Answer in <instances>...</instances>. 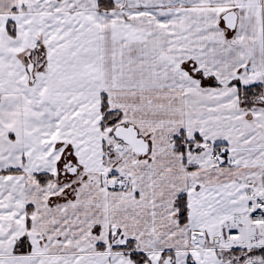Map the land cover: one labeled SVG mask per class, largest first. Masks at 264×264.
<instances>
[{"label": "snow or ice", "instance_id": "obj_1", "mask_svg": "<svg viewBox=\"0 0 264 264\" xmlns=\"http://www.w3.org/2000/svg\"><path fill=\"white\" fill-rule=\"evenodd\" d=\"M0 264H264V0H0Z\"/></svg>", "mask_w": 264, "mask_h": 264}]
</instances>
